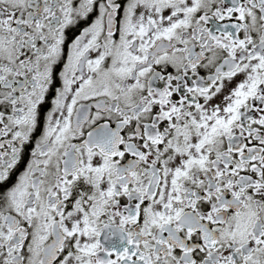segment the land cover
Returning <instances> with one entry per match:
<instances>
[{
	"label": "snow or ice",
	"instance_id": "snow-or-ice-1",
	"mask_svg": "<svg viewBox=\"0 0 264 264\" xmlns=\"http://www.w3.org/2000/svg\"><path fill=\"white\" fill-rule=\"evenodd\" d=\"M0 264H264V0H0Z\"/></svg>",
	"mask_w": 264,
	"mask_h": 264
}]
</instances>
